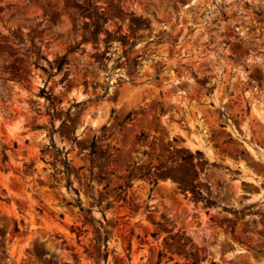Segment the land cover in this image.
Returning <instances> with one entry per match:
<instances>
[{"label":"clouds","instance_id":"9594fccd","mask_svg":"<svg viewBox=\"0 0 264 264\" xmlns=\"http://www.w3.org/2000/svg\"><path fill=\"white\" fill-rule=\"evenodd\" d=\"M0 264H264V0H0Z\"/></svg>","mask_w":264,"mask_h":264}]
</instances>
